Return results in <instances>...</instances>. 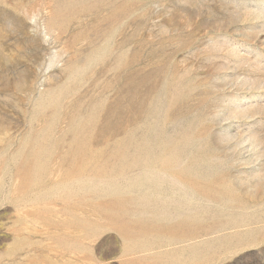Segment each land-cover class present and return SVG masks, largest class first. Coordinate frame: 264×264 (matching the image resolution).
<instances>
[{
  "label": "rangeland",
  "instance_id": "obj_1",
  "mask_svg": "<svg viewBox=\"0 0 264 264\" xmlns=\"http://www.w3.org/2000/svg\"><path fill=\"white\" fill-rule=\"evenodd\" d=\"M0 264H264V0H0Z\"/></svg>",
  "mask_w": 264,
  "mask_h": 264
}]
</instances>
